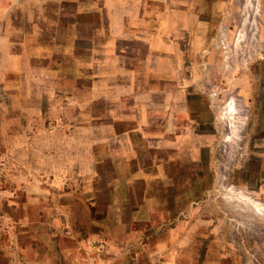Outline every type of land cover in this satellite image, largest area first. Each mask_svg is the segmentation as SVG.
<instances>
[{
	"label": "rangeland",
	"instance_id": "374dc122",
	"mask_svg": "<svg viewBox=\"0 0 264 264\" xmlns=\"http://www.w3.org/2000/svg\"><path fill=\"white\" fill-rule=\"evenodd\" d=\"M245 1L188 65L202 64L185 80L202 83L200 123L172 107L164 124L161 82L133 95L140 122L118 125L116 94L88 91L79 59L42 61L27 92L3 82L16 57L0 60V264H264V0L247 4L256 37L241 28ZM39 4L12 14L16 43L30 20L63 46L73 7Z\"/></svg>",
	"mask_w": 264,
	"mask_h": 264
},
{
	"label": "crops",
	"instance_id": "0c3cea01",
	"mask_svg": "<svg viewBox=\"0 0 264 264\" xmlns=\"http://www.w3.org/2000/svg\"><path fill=\"white\" fill-rule=\"evenodd\" d=\"M50 1L60 3V0ZM61 1L68 11L70 7L73 10L67 26V40L59 47L52 34L49 40H44L36 21L29 20L31 26L26 31L21 27L18 29V43L11 33L12 14L37 12V8L42 10L43 6L39 4L42 0H0V60L10 61L16 57L19 61L10 69L4 67V84L15 85L11 88L13 91L27 92L29 85L26 84L42 71L41 62L55 61L57 54L61 53V60L82 61L77 67L83 80L89 82L88 91L100 94L99 101L108 102L107 94H116L115 104L109 106L116 112L115 124L135 125L140 122H136L129 112L134 109L133 95L155 92L156 81L162 83L164 124H171L172 107L178 109L177 117L200 123L196 120L197 114L189 111L191 101L202 98V83L196 80L188 88L185 80L197 76L202 64L198 69L188 65L203 62L210 55L209 46L220 28L225 27L224 18L229 15L231 0ZM77 29L93 31L90 30L89 34L83 32L80 36ZM15 45H19L18 49ZM80 51L82 57H74ZM78 69L70 75H76ZM175 78H178L177 99L170 96ZM145 114L142 112L144 124L148 123ZM129 134L126 129L117 133L122 140H126ZM76 248L74 251L79 252Z\"/></svg>",
	"mask_w": 264,
	"mask_h": 264
},
{
	"label": "bare ground",
	"instance_id": "6f19581e",
	"mask_svg": "<svg viewBox=\"0 0 264 264\" xmlns=\"http://www.w3.org/2000/svg\"><path fill=\"white\" fill-rule=\"evenodd\" d=\"M246 2V4L244 3V8H243V13L245 14L243 17H242V22H241V28L243 29V31L245 32V30L247 31V30H250L249 32H251L252 33V36H255L256 35V33H257V31H258V26L257 25H255L254 23V25L252 26V28H250V26L248 27L247 26V24H248V14H249V12H250V9L248 8V3H249V1L248 0H246L245 1ZM248 4V5H247ZM252 29V30H251ZM241 36H242V34H240L239 36H238V38H237V40L235 41L237 44L240 42V41H242V38H241ZM256 37V36H255ZM256 41V40H255ZM226 41H224V42H222L223 44H224V47L227 49L228 47H227V45H226V43H225Z\"/></svg>",
	"mask_w": 264,
	"mask_h": 264
}]
</instances>
